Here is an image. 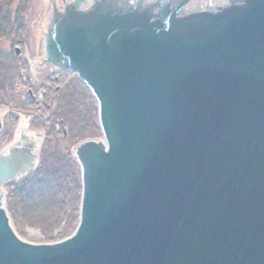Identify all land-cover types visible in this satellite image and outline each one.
I'll return each mask as SVG.
<instances>
[{
  "label": "water",
  "instance_id": "water-1",
  "mask_svg": "<svg viewBox=\"0 0 264 264\" xmlns=\"http://www.w3.org/2000/svg\"><path fill=\"white\" fill-rule=\"evenodd\" d=\"M62 2L41 65L77 73L103 135L71 151L74 232L28 242L5 185L36 170L45 133L20 114L0 149V264H264V0Z\"/></svg>",
  "mask_w": 264,
  "mask_h": 264
},
{
  "label": "trees",
  "instance_id": "trees-1",
  "mask_svg": "<svg viewBox=\"0 0 264 264\" xmlns=\"http://www.w3.org/2000/svg\"><path fill=\"white\" fill-rule=\"evenodd\" d=\"M34 1L0 0V29L19 28L25 21L19 17L22 9ZM5 37L11 35L0 34V38ZM16 71L22 70L4 69L0 105L18 106L25 113H33L41 123L36 127H43L47 135L36 170L5 185L7 208L20 235L27 238L28 231L36 229L41 234V241L55 242L71 235L80 220L82 175L71 149L82 140L102 137L98 103L79 81L83 90L62 87L57 92L61 96L48 94L45 104H36L27 91V83L21 82L20 78L18 81ZM11 134L8 132L0 138L1 144Z\"/></svg>",
  "mask_w": 264,
  "mask_h": 264
},
{
  "label": "flooded vegetation",
  "instance_id": "flooded-vegetation-1",
  "mask_svg": "<svg viewBox=\"0 0 264 264\" xmlns=\"http://www.w3.org/2000/svg\"><path fill=\"white\" fill-rule=\"evenodd\" d=\"M62 1L57 0V5L62 6ZM51 8H53L52 0H46L44 3L36 0L30 7L26 5L23 8V16H19L25 20L19 24L20 27L23 26L22 28L0 29V34L11 35L0 38V45L4 46L0 47V85L4 81L5 68L21 69L22 71H16L17 79L19 81L20 78L21 82L27 83V91L36 104L41 102L45 104L48 94L61 96L57 92H60L62 87H69L72 78H77L72 69L58 70L52 64L41 65L44 59L42 51L44 22L50 17ZM1 107L3 106L0 105V138H3L8 132L14 131L20 117L19 113L14 111L7 115L3 114ZM15 108L19 111L18 106ZM34 119L32 114L31 128L42 130L43 127H36L37 124H41L39 119ZM3 144L0 142V146Z\"/></svg>",
  "mask_w": 264,
  "mask_h": 264
},
{
  "label": "rangeland",
  "instance_id": "rangeland-1",
  "mask_svg": "<svg viewBox=\"0 0 264 264\" xmlns=\"http://www.w3.org/2000/svg\"><path fill=\"white\" fill-rule=\"evenodd\" d=\"M0 47H2V46L0 45ZM69 85L74 87V88H77L79 90H83L84 89L82 87V84L76 78H72L71 83ZM27 240H28V242L31 241V242H34V243H41L42 241H41L40 232L38 230H36V229L29 230L28 231Z\"/></svg>",
  "mask_w": 264,
  "mask_h": 264
},
{
  "label": "bare ground",
  "instance_id": "bare-ground-1",
  "mask_svg": "<svg viewBox=\"0 0 264 264\" xmlns=\"http://www.w3.org/2000/svg\"><path fill=\"white\" fill-rule=\"evenodd\" d=\"M30 6H31V4L28 5V7H30ZM22 16H23V9H22Z\"/></svg>",
  "mask_w": 264,
  "mask_h": 264
}]
</instances>
